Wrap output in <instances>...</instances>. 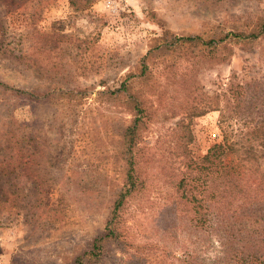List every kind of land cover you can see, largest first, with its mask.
<instances>
[{
    "label": "rangeland",
    "instance_id": "374dc122",
    "mask_svg": "<svg viewBox=\"0 0 264 264\" xmlns=\"http://www.w3.org/2000/svg\"><path fill=\"white\" fill-rule=\"evenodd\" d=\"M263 19L264 0H0V162L23 176L0 191V264H73L103 233L134 120L126 96L109 91L129 76L134 92L152 93L154 118L141 133L149 153L170 158L171 132L183 120L198 158L228 133L235 139L241 124L221 125L217 94L233 80L264 81V34L230 48L164 45L170 33H251ZM144 62L148 76L135 77ZM23 137L22 151L7 150ZM159 183L157 212L170 191ZM157 237L170 251V236Z\"/></svg>",
    "mask_w": 264,
    "mask_h": 264
},
{
    "label": "trees",
    "instance_id": "16d2710c",
    "mask_svg": "<svg viewBox=\"0 0 264 264\" xmlns=\"http://www.w3.org/2000/svg\"><path fill=\"white\" fill-rule=\"evenodd\" d=\"M256 28L251 33L234 32L208 40L200 35L170 33L164 47L230 48V44L262 36L264 19ZM148 66L144 62L141 74L134 76L147 77ZM173 74L172 85L177 87L181 77L177 69ZM133 84L134 77L129 76L120 88L109 91L112 97L124 94L134 114L122 137L123 185L103 233L73 264H264V81L233 80L217 94V100L223 102L222 107H216L221 112V125L229 126L236 120L241 126L235 131V139L228 133L200 158L189 148L193 134L186 120L171 132L177 139L170 141V158L141 147L143 128L154 118L149 106L152 93L138 94ZM207 104V108L214 107ZM192 109L196 115L206 111L200 112L195 106ZM24 141L27 138L5 146L9 151H22ZM16 169L12 170L5 159L0 162V191L21 184L23 176ZM161 180L169 183L170 191L157 212L152 197ZM162 231L170 236V251L155 241ZM136 235L146 240L143 246L133 243ZM212 251L217 253L214 257L209 256Z\"/></svg>",
    "mask_w": 264,
    "mask_h": 264
}]
</instances>
